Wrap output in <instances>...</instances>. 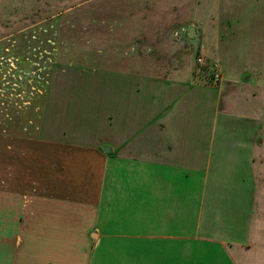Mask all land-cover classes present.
<instances>
[{
	"label": "crops",
	"instance_id": "obj_1",
	"mask_svg": "<svg viewBox=\"0 0 264 264\" xmlns=\"http://www.w3.org/2000/svg\"><path fill=\"white\" fill-rule=\"evenodd\" d=\"M186 2L190 9L182 11L179 29L194 28L199 52L224 64L223 73H242L230 75L228 81H247V67L264 73L259 64L264 62L259 55L264 42L256 37L264 30V0ZM154 11L138 6L123 21L130 37L129 65L117 72L132 73L124 76L130 80L140 77L133 73L186 70L179 63L173 68L154 67L147 58L152 54L149 46H165L176 26L169 19L155 22L145 17ZM149 30L155 39L148 42ZM245 37L261 44L252 47L249 61L238 54ZM223 42L224 55L233 63L231 71L225 68ZM156 50L166 53L165 48ZM158 82V91L143 93L115 81L111 109L109 103L107 107L105 102L96 103L104 114L112 112L107 125L112 124L113 135L107 144L98 140L92 148L71 145L64 149L68 165L63 170L50 166L46 181L9 183L5 178L4 190L9 192L1 193L0 264H264V191L255 179L253 138L246 145L244 165L253 176V195L241 212L239 201L234 200L238 197L220 199L208 193L210 175L227 168L226 162L216 158L215 149L220 87L196 86L188 76ZM83 107L90 109L88 102H82ZM198 108L206 112L201 116L207 123L191 117ZM185 111L190 117L177 125L176 117H183ZM200 125L206 129L196 133ZM107 146L110 155L104 153ZM49 147L50 156L63 152L56 145ZM73 152L79 154V165L68 157ZM55 172L63 179L55 181ZM231 185L235 183L215 180L211 188L223 190ZM235 187L242 189L243 184ZM195 190L198 197H192Z\"/></svg>",
	"mask_w": 264,
	"mask_h": 264
},
{
	"label": "rangeland",
	"instance_id": "obj_2",
	"mask_svg": "<svg viewBox=\"0 0 264 264\" xmlns=\"http://www.w3.org/2000/svg\"><path fill=\"white\" fill-rule=\"evenodd\" d=\"M180 1L0 0V201L2 190L5 194L9 192L4 190L5 178H9V183L14 180L21 183L46 181L48 174L45 171L50 166L55 165L63 170L68 165L64 149H69L71 145L92 148L97 145L98 140L106 141L105 144L111 140L112 124L110 127L107 122L111 121L108 120V115L112 112L106 110L104 114L97 109L96 103L105 102V107L109 103L111 109V90L115 81L122 87L132 86V91L143 93L146 89L158 91L161 86L158 81L174 82L185 76L190 77L196 86L212 87L210 67L218 64L222 71L224 64L221 65L220 61L209 59L199 52V46L195 47L193 40L189 38L188 28L179 29L182 11L190 9L185 6L188 0L179 5ZM138 6L155 8L154 12H147L145 15L149 20L159 22L169 19L168 22L176 24L164 41L165 46H149L152 54L147 55V58L154 67L166 64L173 68L179 63L186 65L185 71L133 73L140 77L131 80L124 76L132 73L117 72L129 65L130 37L129 30L122 28L123 21H128L129 10ZM166 8L169 12L165 14L163 11ZM147 32L148 42L153 41L154 31ZM207 33L210 34L211 31ZM256 37L264 42V30ZM183 42L185 44L182 46ZM256 44L245 37L238 54L249 61L250 50ZM164 48V54L156 50ZM221 48L224 55V45ZM262 49L263 55H259L264 61V43ZM198 57L204 58V65L198 64ZM225 59V68L231 71L233 63L229 56ZM157 60L162 61L160 63ZM259 64L264 66V62ZM246 70L248 73L244 74L247 81L240 80L238 84H232L227 77L240 76L242 73L222 71V98L214 124L217 133L215 149L216 158H220V162H226L227 168L225 172L210 175L208 189L210 195L215 193L220 199L228 198L229 195L238 197L233 199L236 203L237 200L240 202L241 212L253 195V176L244 167L248 155L246 145L251 138L254 167L257 168L255 179L260 181V190L264 191V73H254L255 70L251 67ZM82 102H88L90 109H84L86 104H83L82 109ZM189 114L176 117L179 119L176 124L184 125ZM201 114L206 112L198 108L191 117L207 123V119ZM196 128V133H203L206 125ZM49 145H56L63 152L50 156ZM106 154L110 155L111 152ZM88 155L91 154L88 152ZM68 157L72 158L73 165L80 164L81 159L76 152L68 154ZM38 176L40 179H36ZM61 179L63 178L59 173L55 172L54 180ZM215 180H223L229 184L234 182L235 185L218 190L211 188V183ZM238 184H243V188L236 189ZM192 197H198V193H194ZM230 208L228 207L229 210ZM241 215L243 224L246 225V215Z\"/></svg>",
	"mask_w": 264,
	"mask_h": 264
},
{
	"label": "built area",
	"instance_id": "obj_3",
	"mask_svg": "<svg viewBox=\"0 0 264 264\" xmlns=\"http://www.w3.org/2000/svg\"><path fill=\"white\" fill-rule=\"evenodd\" d=\"M197 62L199 65H204L205 60L202 57H198ZM210 73H211V86L218 88L223 82V75L222 71L220 69V66L218 64H214L210 67Z\"/></svg>",
	"mask_w": 264,
	"mask_h": 264
},
{
	"label": "water",
	"instance_id": "obj_4",
	"mask_svg": "<svg viewBox=\"0 0 264 264\" xmlns=\"http://www.w3.org/2000/svg\"><path fill=\"white\" fill-rule=\"evenodd\" d=\"M189 37H190L192 40H194V45H195V47H197V46H198L199 37H198V35L196 34V31H195L194 28H192V29L190 30ZM109 152H110V149H109V148H106V149H105V153H109Z\"/></svg>",
	"mask_w": 264,
	"mask_h": 264
}]
</instances>
